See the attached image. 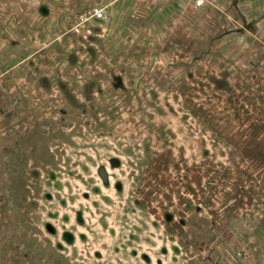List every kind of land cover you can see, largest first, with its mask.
<instances>
[{"label":"rangeland","instance_id":"374dc122","mask_svg":"<svg viewBox=\"0 0 264 264\" xmlns=\"http://www.w3.org/2000/svg\"><path fill=\"white\" fill-rule=\"evenodd\" d=\"M203 1L0 0V264H264V0Z\"/></svg>","mask_w":264,"mask_h":264},{"label":"built area","instance_id":"2783aa9c","mask_svg":"<svg viewBox=\"0 0 264 264\" xmlns=\"http://www.w3.org/2000/svg\"><path fill=\"white\" fill-rule=\"evenodd\" d=\"M123 2H140V3H150L154 2L155 0H119ZM197 6H202L204 1L203 0H195ZM109 18V7L107 6H99L96 7L92 13L90 19H97V20H107Z\"/></svg>","mask_w":264,"mask_h":264}]
</instances>
